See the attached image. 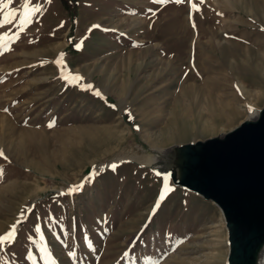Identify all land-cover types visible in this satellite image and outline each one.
<instances>
[{"label": "rangeland", "instance_id": "obj_1", "mask_svg": "<svg viewBox=\"0 0 264 264\" xmlns=\"http://www.w3.org/2000/svg\"><path fill=\"white\" fill-rule=\"evenodd\" d=\"M25 3L0 11L3 260L226 264L219 207L153 166L264 106V0Z\"/></svg>", "mask_w": 264, "mask_h": 264}, {"label": "water", "instance_id": "obj_2", "mask_svg": "<svg viewBox=\"0 0 264 264\" xmlns=\"http://www.w3.org/2000/svg\"><path fill=\"white\" fill-rule=\"evenodd\" d=\"M249 107L253 111L231 130L171 145L156 158L160 176L221 210L226 264L264 262V106Z\"/></svg>", "mask_w": 264, "mask_h": 264}, {"label": "snow or ice", "instance_id": "obj_3", "mask_svg": "<svg viewBox=\"0 0 264 264\" xmlns=\"http://www.w3.org/2000/svg\"><path fill=\"white\" fill-rule=\"evenodd\" d=\"M12 2V0H0V11H2L3 9H7L9 4ZM47 2H50V0H47ZM154 3H157V4H166L169 2V0H153ZM174 2L176 4H182L184 3V0H174ZM188 3L191 5V8L196 10V11H199V8L197 7V5L195 3H192V0H188ZM199 3L200 4H203L204 3V0H199ZM25 9L27 10L28 8V3H27V0H26V3L24 5ZM39 11V6L33 8L31 10V13L29 12H25L24 14V17L21 21V31L24 30V24L26 23H29V15L30 14H34L35 12ZM149 11H152L151 9H149ZM153 15H155V12L152 13ZM218 15H222V13H218ZM9 17H12V18H15V11L13 10L12 12H6L4 13V18L3 20H0V26H2L4 23H10V20H9ZM189 18L191 19L192 18V13L190 12L189 13ZM62 26V25H61ZM94 28H97L99 27V25H93ZM193 28H195V23L193 21ZM77 47H79V45H76ZM3 47H4V44H3V38H0V55L3 54ZM11 50V49H9ZM63 53L60 54L61 56V59L63 57ZM57 65L60 66V60L58 59L56 61ZM61 78L64 79L65 77L63 76V72L61 73ZM88 88H91L92 86L91 85H88L87 86ZM96 95H100L99 91L96 92ZM113 107H115L113 105ZM6 111V110H5ZM249 111H253V109L251 107H249ZM50 127L53 126L51 123L49 125ZM4 156V153H3V150H0V157H3ZM5 159H7L6 157H4ZM114 167V166H112ZM3 175V169H0V176ZM157 175H160V173H157ZM167 182H168V176L165 175L164 176V184H165V187H167ZM80 188H82V185L80 186H74L73 188H70L69 189V192L67 194H72L73 191H76V190H80ZM12 230L7 232L4 236H0V252L3 251V245L5 244V242H8V243H11L12 240L14 239L15 237V229H16V225L13 224L11 226ZM36 231H39V228L36 229ZM41 251L43 252L44 249H41ZM74 253L72 252H69V256H73ZM43 258V257H42ZM0 264H7V261L3 260V257L0 256Z\"/></svg>", "mask_w": 264, "mask_h": 264}, {"label": "bare ground", "instance_id": "obj_4", "mask_svg": "<svg viewBox=\"0 0 264 264\" xmlns=\"http://www.w3.org/2000/svg\"><path fill=\"white\" fill-rule=\"evenodd\" d=\"M179 116H180V115H179ZM177 118H178V117H177ZM180 118H181V117H180ZM180 122H181V121H180ZM227 122L230 123L229 120H227ZM178 123H179V122H178ZM182 123H183V122H182ZM175 126H176V125H175ZM182 126H183V125H182ZM171 128H172V136H173V137H177V138H178V137H184V136H183L184 132H183L182 129H181L182 127H181L180 129H178V130L175 129V128H173V127H171ZM170 131H171V130H170ZM168 136H169V135H168ZM173 137H172V138H173ZM150 160H151V159H146V160H143V161L148 163V162H151ZM152 161H153V160H152ZM153 169L156 171L157 167H156V166H153ZM263 264H264V262H263Z\"/></svg>", "mask_w": 264, "mask_h": 264}]
</instances>
